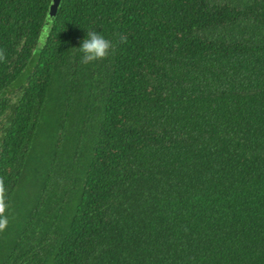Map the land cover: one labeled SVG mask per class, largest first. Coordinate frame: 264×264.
<instances>
[{
  "label": "trees",
  "instance_id": "1",
  "mask_svg": "<svg viewBox=\"0 0 264 264\" xmlns=\"http://www.w3.org/2000/svg\"><path fill=\"white\" fill-rule=\"evenodd\" d=\"M52 2L0 0V264H264V0Z\"/></svg>",
  "mask_w": 264,
  "mask_h": 264
},
{
  "label": "clouds",
  "instance_id": "2",
  "mask_svg": "<svg viewBox=\"0 0 264 264\" xmlns=\"http://www.w3.org/2000/svg\"><path fill=\"white\" fill-rule=\"evenodd\" d=\"M127 37L121 35L120 42H126ZM114 49V45L103 35L97 31H88L87 38L82 41V46L79 50L83 53L81 63L89 64L96 61L106 59ZM6 55L4 50L0 49V62L5 61ZM3 192V181L0 180V193ZM4 202L2 197H0V231H4L8 226L7 217L4 216Z\"/></svg>",
  "mask_w": 264,
  "mask_h": 264
},
{
  "label": "water",
  "instance_id": "3",
  "mask_svg": "<svg viewBox=\"0 0 264 264\" xmlns=\"http://www.w3.org/2000/svg\"><path fill=\"white\" fill-rule=\"evenodd\" d=\"M60 3H61V0H53L52 5L50 6L49 13H48V20L46 23L47 27H49L55 21Z\"/></svg>",
  "mask_w": 264,
  "mask_h": 264
}]
</instances>
